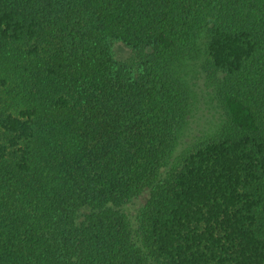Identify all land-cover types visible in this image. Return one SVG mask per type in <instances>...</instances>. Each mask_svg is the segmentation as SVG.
<instances>
[{
	"label": "trees",
	"instance_id": "trees-1",
	"mask_svg": "<svg viewBox=\"0 0 264 264\" xmlns=\"http://www.w3.org/2000/svg\"><path fill=\"white\" fill-rule=\"evenodd\" d=\"M0 264H264V0H0Z\"/></svg>",
	"mask_w": 264,
	"mask_h": 264
},
{
	"label": "rangeland",
	"instance_id": "rangeland-1",
	"mask_svg": "<svg viewBox=\"0 0 264 264\" xmlns=\"http://www.w3.org/2000/svg\"><path fill=\"white\" fill-rule=\"evenodd\" d=\"M116 57L119 60L126 59L131 52L122 44L114 48ZM203 57L193 61L192 68L188 71L186 79L194 99L195 112L191 118L189 135L204 136L214 133L225 120L224 114L217 101H211V88L209 87L206 74L203 72ZM186 139V138H185Z\"/></svg>",
	"mask_w": 264,
	"mask_h": 264
}]
</instances>
